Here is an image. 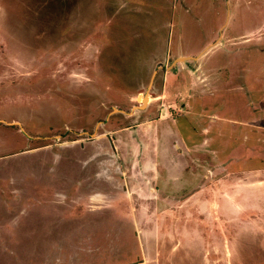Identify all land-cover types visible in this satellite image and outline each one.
Returning <instances> with one entry per match:
<instances>
[{
  "label": "rangeland",
  "instance_id": "rangeland-1",
  "mask_svg": "<svg viewBox=\"0 0 264 264\" xmlns=\"http://www.w3.org/2000/svg\"><path fill=\"white\" fill-rule=\"evenodd\" d=\"M148 103L198 184L56 201ZM0 264H264V0H0Z\"/></svg>",
  "mask_w": 264,
  "mask_h": 264
},
{
  "label": "crops",
  "instance_id": "crops-1",
  "mask_svg": "<svg viewBox=\"0 0 264 264\" xmlns=\"http://www.w3.org/2000/svg\"><path fill=\"white\" fill-rule=\"evenodd\" d=\"M157 106L158 103H155L154 105L148 103L145 109L139 113L140 115L138 114V120L136 121L134 119V124L125 129L114 128L105 131L104 135L100 134L94 136V139H97L93 141L94 146L92 148L94 151L92 153V160L99 159L101 162L104 160L105 163L103 162L99 165H83L85 173H80L75 178L69 195L64 196L63 189H57L58 191L54 189L57 194L52 197L59 202L67 200L68 203H71L70 207L73 210L76 208L87 210L88 212H95L98 209H90L89 203L92 200L101 201L105 199L106 204L109 203L115 207V204L119 201L127 200L130 197V200L135 199L132 194L133 192L136 193L135 195H142L145 193V196L147 197L149 196L148 194H150L155 200H158L160 197L166 199V201H171V198L169 197L171 195L165 193L162 194L163 190L160 186H171L175 179L174 171L176 170L179 171L180 176H184L185 172H189L191 177H197L196 181L192 180L189 182V184L195 182V185H197L199 179L198 175H200L197 171L199 166L203 165V162L199 160L193 150L195 148H198L199 151L202 150L199 148V142H194L192 144L191 142H188L186 139H188L189 135H187L188 132H185L183 134L187 135V137H179L178 146H173L172 141L175 138H173L174 134L172 129L165 130L164 133L155 130V128H157L155 122H162L159 118L164 116L165 120L170 121V119L166 117L168 116V113H166V115H161L157 112ZM239 121L240 122L238 123H233L234 126H239V128L234 127L236 130H233L231 135L233 136L236 132H244L246 135V137H243L244 140L240 141L237 144L238 147H236L242 153L241 158L244 159L247 157L245 154L247 151V121L244 123L241 120ZM150 125L154 126V128L148 130V126ZM105 128L109 129L106 126ZM144 129H147V131ZM192 131L190 133H194ZM106 132L111 134V140L113 142L106 140L109 138ZM196 134H198V131ZM143 146H147L146 152L142 150ZM135 147L138 150L136 152L134 151L135 153H132L131 150L133 151V148ZM234 149H231V152L234 151ZM190 155L195 159L193 160V158H190ZM189 161L190 163L193 162L194 165H189ZM92 166L94 167V171L91 169ZM215 166H217L216 170H218L219 165ZM215 166L212 165V167ZM194 168H196V170H194ZM130 171L134 172L131 179H129V176H131L129 174ZM98 179H100L105 186L110 188L108 189V195L92 192L98 188H94V186L90 184ZM182 187H184V185ZM102 188L103 187H101V189ZM198 192V190H195L191 196L198 194ZM104 195L105 197H103ZM151 200L153 199L151 198ZM188 200L189 198L183 201ZM80 213L82 214L83 211H80Z\"/></svg>",
  "mask_w": 264,
  "mask_h": 264
}]
</instances>
